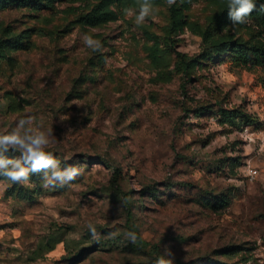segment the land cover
<instances>
[{
  "label": "rangeland",
  "instance_id": "374dc122",
  "mask_svg": "<svg viewBox=\"0 0 264 264\" xmlns=\"http://www.w3.org/2000/svg\"><path fill=\"white\" fill-rule=\"evenodd\" d=\"M228 1L152 0L139 26L116 0L0 9V38L24 36L0 66V133L33 115L53 129L48 150L61 168H80L47 188L42 173L26 183L0 175V264H153L152 246L170 250L174 264H264V68L234 63L228 51L210 59L203 41L210 32L214 45L264 43V31L232 25ZM91 12L102 18L86 22ZM85 34L102 49L88 48ZM234 156L257 168L255 180L239 181L241 164L226 168ZM123 191L143 249L124 235Z\"/></svg>",
  "mask_w": 264,
  "mask_h": 264
},
{
  "label": "clouds",
  "instance_id": "9594fccd",
  "mask_svg": "<svg viewBox=\"0 0 264 264\" xmlns=\"http://www.w3.org/2000/svg\"><path fill=\"white\" fill-rule=\"evenodd\" d=\"M176 0H167L169 6ZM256 9L254 0H229L228 18L232 25L245 24L247 18ZM126 17H135L137 26L143 24L154 12L152 0H140L138 9L124 7L122 9ZM260 11L264 12V5ZM84 44L92 51L102 49L101 41L94 39L91 35L83 36ZM56 142L53 129L44 130L41 125L36 124V117L25 114L19 118L16 126L10 131L0 133V175L8 178L13 183H26L33 173H42L43 186L45 188L57 185L64 186L75 180L80 175V168L67 166L61 168V162L49 151V145ZM11 150L18 156L8 157L6 153ZM88 228L93 238L98 239L96 227L89 223ZM112 235H116L113 233ZM125 237L133 243L137 237L134 232H125ZM172 253L166 250L156 258L153 264H174Z\"/></svg>",
  "mask_w": 264,
  "mask_h": 264
},
{
  "label": "trees",
  "instance_id": "16d2710c",
  "mask_svg": "<svg viewBox=\"0 0 264 264\" xmlns=\"http://www.w3.org/2000/svg\"><path fill=\"white\" fill-rule=\"evenodd\" d=\"M39 0H0V9L5 8L7 6H16V5H23V4H30V5H39ZM119 2L122 7H129L131 5L129 0H116ZM228 3L229 1L223 6L222 11L228 14ZM256 4V9L251 13V15L247 18L253 25L260 28L264 31V12L260 11L261 6L264 5V0H254ZM102 18L101 13H88L84 20L88 23H97ZM24 38L23 34H18L15 36L7 37V38H0V66L4 63H8L12 60V56L6 52L7 50H17L20 49L22 46V39ZM203 41L206 45L205 48V56L208 58H213L217 55L218 52L228 51L230 55V59L232 62L237 63L243 66H250V67H261L264 68V43H252L247 40H237V39H228L214 45L211 43L212 41V34L210 32H205L203 34ZM172 50L175 54L182 60L185 61V54L176 50L172 47ZM9 64V63H8ZM231 120V112L226 111V124ZM240 122L238 125L248 126L249 119L243 120L240 118ZM237 125V126H238ZM241 127V129H242ZM9 150L8 152H10ZM49 151L53 152L55 157L58 160H62V156L59 152L49 149ZM241 158L239 156L229 157L226 158V168H229L230 172H233L240 164ZM228 175H231L228 172ZM130 191H123L121 192V199L124 206L125 212V226L130 232H134L136 234V241L135 244L138 248H145L149 245V242L145 240L135 225L133 220V206L130 202L129 198ZM153 252V259L155 260L158 258L161 253L157 250L156 246H152Z\"/></svg>",
  "mask_w": 264,
  "mask_h": 264
},
{
  "label": "built area",
  "instance_id": "2783aa9c",
  "mask_svg": "<svg viewBox=\"0 0 264 264\" xmlns=\"http://www.w3.org/2000/svg\"><path fill=\"white\" fill-rule=\"evenodd\" d=\"M240 134L245 142L249 143L254 141L253 133L249 130V127L242 128V130H240ZM259 148H264V136L259 138ZM238 174L240 175L238 177V179H240L239 181H243L244 179L253 181L258 176V170L249 163H245L241 164L239 167Z\"/></svg>",
  "mask_w": 264,
  "mask_h": 264
}]
</instances>
